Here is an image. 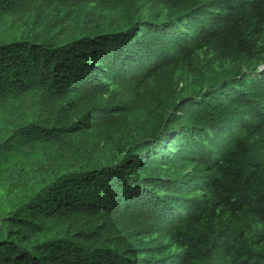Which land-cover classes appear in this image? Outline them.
I'll return each mask as SVG.
<instances>
[{
  "label": "trees",
  "instance_id": "trees-1",
  "mask_svg": "<svg viewBox=\"0 0 264 264\" xmlns=\"http://www.w3.org/2000/svg\"><path fill=\"white\" fill-rule=\"evenodd\" d=\"M221 5L0 0V264H264V0Z\"/></svg>",
  "mask_w": 264,
  "mask_h": 264
},
{
  "label": "clouds",
  "instance_id": "clouds-1",
  "mask_svg": "<svg viewBox=\"0 0 264 264\" xmlns=\"http://www.w3.org/2000/svg\"><path fill=\"white\" fill-rule=\"evenodd\" d=\"M222 3L221 7L227 5L231 0H218ZM154 21V19H150V20H145V22L147 23V25L151 24L152 22ZM181 59H178L176 56H172L171 58H169L167 60V63L169 65H178L180 66L181 65ZM264 68L263 67H260V70L259 71H262Z\"/></svg>",
  "mask_w": 264,
  "mask_h": 264
}]
</instances>
